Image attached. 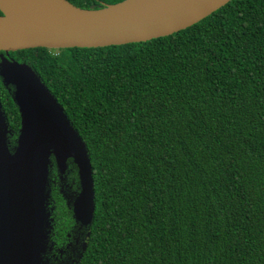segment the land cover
<instances>
[{"label": "trees", "instance_id": "trees-1", "mask_svg": "<svg viewBox=\"0 0 264 264\" xmlns=\"http://www.w3.org/2000/svg\"><path fill=\"white\" fill-rule=\"evenodd\" d=\"M8 58L86 144L95 213L78 264H264V0L147 42ZM0 103L14 145L20 114L1 80Z\"/></svg>", "mask_w": 264, "mask_h": 264}, {"label": "water", "instance_id": "water-1", "mask_svg": "<svg viewBox=\"0 0 264 264\" xmlns=\"http://www.w3.org/2000/svg\"><path fill=\"white\" fill-rule=\"evenodd\" d=\"M230 1L124 0L85 9L68 0H0V52L5 54L0 55V80L11 89L20 114L12 145L0 103V264H49L52 165L61 180L69 160L76 166L81 185L76 217L85 215L89 223L94 212L86 144L32 67L8 54L147 42L185 30Z\"/></svg>", "mask_w": 264, "mask_h": 264}, {"label": "flooded vegetation", "instance_id": "flooded-vegetation-1", "mask_svg": "<svg viewBox=\"0 0 264 264\" xmlns=\"http://www.w3.org/2000/svg\"><path fill=\"white\" fill-rule=\"evenodd\" d=\"M4 88L11 95V89ZM69 164L73 163L70 160L67 162L63 180L60 179L57 169H55V177L49 181L50 198L47 210L50 211L52 221L45 256L49 264H75L78 262L80 255L86 251L90 227L94 219L95 194L91 221L86 223L85 215L81 219L76 217L75 206L81 194V185L77 168L76 170L70 168Z\"/></svg>", "mask_w": 264, "mask_h": 264}]
</instances>
